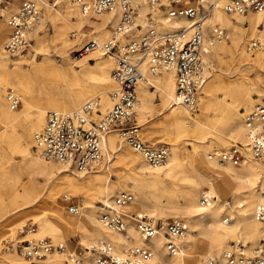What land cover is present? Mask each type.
<instances>
[{
	"label": "bare ground",
	"instance_id": "obj_1",
	"mask_svg": "<svg viewBox=\"0 0 264 264\" xmlns=\"http://www.w3.org/2000/svg\"><path fill=\"white\" fill-rule=\"evenodd\" d=\"M59 1L64 4V9L62 12L54 9L59 16L55 15L53 17L49 11L54 8ZM135 1L141 5L139 17L150 11L147 5L141 4V0ZM46 10L44 21L50 20L54 23L55 37L61 41L63 46L74 43V40H71L68 36L71 28L75 31V35L88 37L91 41L101 42L103 40H100V37L108 32L109 24H112L114 21L116 23V18L109 13L83 15L75 0H55L52 5L48 4ZM231 15L233 14L225 12L221 5H217L203 20L206 39L216 25H220L224 29L228 27L232 33L230 44L223 45L222 43L226 40L217 42L212 47H208L204 55V61L207 66L206 81L201 89L203 91L199 90V94L201 92L204 93L205 86L207 82L210 81L205 96L201 97L198 95L199 103L197 104L200 105V112L207 115L209 113L210 102L212 101V90L217 89V78L212 63L214 59H221L222 54L228 51L238 59V63L241 64L240 66L256 65L264 69V43L261 42L262 39L257 36L261 33L264 37V13L249 11L245 14H234V18L231 17ZM72 17L76 18V23H72ZM153 18L156 19V28L163 32L178 30L183 25H186L188 21L185 18H177L168 21L165 17V12L161 9L153 11ZM40 20L39 23H36L37 28L33 27L31 29L29 36L36 44L41 46L44 40L39 36L38 29L42 26ZM244 23L248 25L244 26ZM5 24L9 32L7 23L5 22ZM86 26L93 28L90 30L91 32L85 29ZM250 37H253V39L249 42L248 46L251 42L255 41L261 42L262 46V48H259L255 53L254 57L248 54L246 55L243 51L244 43L248 41ZM100 56L103 55L97 52L89 54L88 59L97 58L98 60L95 64H90L91 68L82 72L78 82L80 88L74 94L49 97V99H47V106L36 107L30 102L31 95L28 92V100L22 97L24 111H17L15 109L10 110L9 104L8 106L10 109H6L0 104V149L2 148L5 150V148L7 149L15 146L20 154L21 164L24 165V168L28 169V167H32L37 173L46 177L47 202L55 205H57L58 195L63 189L72 191L76 195L81 196L82 199L92 198L97 193L105 197L110 191L120 189V185L110 184L111 179L106 175L104 176L102 173L103 167L106 170L108 169L107 163L111 160V153L118 152L116 159L117 165H124L128 160L134 163V170L138 169V171L135 173L136 176L132 179L134 187L133 194L135 197L125 208L127 229L123 232L111 231L100 225L99 220L92 214L88 217V220L95 224L97 229L91 233L90 237H85L89 245L99 240H105L113 245L115 251L119 254L135 246H148L152 250V257L149 260V264H185L184 258L186 255L183 241L187 236L190 237V231L187 232L184 239L176 243L177 245L179 244L180 247L179 253L175 255L169 253L164 243V238L168 241L165 232L160 231L150 238L144 237L138 229L135 220L131 218L133 213L131 214L129 212L130 209L138 212L139 215H148L152 218L148 213H140L143 209H149L156 215L165 218H167L169 214L183 213L190 215L196 211L199 212L198 214H204L202 227L198 229L200 239L198 241H193L192 251L187 255L188 264H200L197 257L198 247L207 250L219 247L216 252L209 253L202 259L204 264H209L208 261L210 258L218 257L224 250L230 247L231 244L229 247L222 249V247L226 245L229 237L235 235L237 238L232 242L241 240L244 244H247V246L253 247L241 239V237L255 241L262 234L261 228L264 226V221H256L253 215L260 197L259 186L262 181V175L264 176V163L253 160L254 157H252L247 150H244L247 143V135L243 123L244 118L253 111L258 104L264 105V102L258 103L249 111L245 112L242 123L239 122V112L236 111L231 113L228 117L230 125L228 135L219 133L217 129H213V132L209 135L217 144L228 145L230 138H235L241 141L239 142L241 145L234 144L228 149L213 150V152H211V150L207 153V146L199 148L197 144L205 139V136L201 134H204V127L206 125H203L193 118L192 111L195 110V107L170 105L176 95V84L173 72L169 71L153 75L149 73L147 63L144 61L141 64L140 71L145 80L144 82H139L136 87L138 99L135 104V112L138 117L145 119L147 114L152 112L149 106L154 102V97L158 98L159 106L161 107L156 109L155 114L161 122H164L170 127L178 140V143H174L172 151L170 148V160L168 159V162L159 168H152L147 162L141 160L138 156L139 153L136 152L138 154L136 155L134 153L135 151L133 152L130 149L120 150L119 148L122 142L117 139L119 134L115 130H112L105 136L103 158H106L107 163L104 162L103 165L95 166L91 169L94 170L93 173L86 177H84V175L90 170L87 172H78L57 161L46 163V160L44 161L38 154L35 136L43 129L47 122L48 114L45 122V113L47 109L70 112L80 109V105H83L87 101H94L97 99L99 100V108L103 114L109 110L110 104L108 98L111 99L110 94L119 89V85L113 81L110 74V71L116 67V58L114 55H108L106 59H99ZM7 62L8 60L3 57V52L0 48V73L3 75L2 77H6L4 80L6 82L8 81L5 85H9L11 88L15 89L17 85H20V82L16 78V74L7 71ZM16 62L17 65L20 64L19 61ZM84 63L86 65L89 64L87 60H84ZM233 83L234 87H231V89L235 90L238 82L234 81ZM239 84H243L246 89L250 88L252 94L261 98L264 97V81L245 82L243 79ZM148 87H155L154 95H152L153 92H151ZM250 95L251 92L246 91L240 96V100L245 103ZM7 102L9 103L8 99ZM73 107L75 108L69 110ZM24 119L28 121V126L21 128L20 125ZM191 120L196 122L195 127L191 126ZM217 121L218 120H215L214 122L216 123ZM137 125L139 124L137 123ZM188 140L194 145V152L189 156L188 162L186 163L183 158V149L180 148V146ZM233 146L239 148L241 153L245 156L242 162L238 164L221 162L214 156V154L217 155V153L214 152L228 151L233 148ZM33 147L35 151L32 150ZM262 159L264 160V156ZM166 179H172L171 184L167 183ZM201 186L208 187L209 191L207 192L210 195L214 194L218 197H221L224 193H231L233 196H242V200L236 205L239 211L238 216L233 214L229 209L225 216L220 215L223 206L227 204L225 201L221 203L213 201L209 206L201 205L199 201V188ZM176 194L181 195L183 204H178L179 199L175 197ZM202 194L201 192V196ZM42 196V194L35 193L34 190L28 189V201L26 203H28V206H32L38 202ZM254 200L255 204L253 205ZM108 202L109 200L105 201L104 204L107 205ZM81 215L82 214L73 216L79 218ZM152 219L153 222L157 224L154 218ZM230 219L232 220L231 222H229ZM18 223H20V221ZM166 223L162 224L165 225ZM70 229V222L62 216H58L55 219L44 217L39 222L38 235H49L51 237L58 235L61 238L59 243L64 244ZM32 233L33 231H29L28 236L31 237ZM86 241L84 242L86 243ZM165 248L171 256L167 255ZM68 253L74 254L75 251L69 246ZM65 258V254L58 252L54 254L51 253L45 258L46 260L42 261L40 264H67ZM0 264L26 263L17 258L15 253L7 252L1 255ZM70 264L73 263L70 261Z\"/></svg>",
	"mask_w": 264,
	"mask_h": 264
},
{
	"label": "built area",
	"instance_id": "obj_2",
	"mask_svg": "<svg viewBox=\"0 0 264 264\" xmlns=\"http://www.w3.org/2000/svg\"><path fill=\"white\" fill-rule=\"evenodd\" d=\"M41 2V3H40ZM39 0H23L14 13L7 16L9 29L4 51L9 56L24 52L30 46L28 34L42 17L44 2ZM83 15L109 13L116 18L114 28L108 38L101 42L88 40L79 50L78 57H86L91 53L103 56L114 55L116 67L112 72L113 79L119 85L116 92L110 94L113 105L109 112L101 118H95L99 111V100L87 101L80 109L62 112L52 111L43 129L36 134V150L46 161H57L78 172H87L97 166L103 159L105 136L115 130L120 141L139 153L149 166H163L170 155L166 144L151 145L144 141L141 127L137 125L135 104L137 102L136 87L144 82L140 71L145 61L149 73L153 75L173 72L176 84V95L170 105L193 107L198 102L199 90L206 81L207 66L204 55L208 47L227 39L226 29L216 25L207 37L204 35V18L217 5H221L229 14H245L249 11L264 13V0H141L150 8L141 22L140 3L135 0H75ZM6 0H0V15ZM161 9L168 21L185 18L186 25L173 32H163L156 28L153 11ZM143 23V24H142ZM143 25L146 29H143ZM75 36V34H73ZM261 42H251L248 52L258 50ZM7 99L11 109L18 108L19 94L9 90ZM244 129L247 135L245 149L257 159L264 156V105L258 104L244 118ZM221 162L240 163L245 156L237 147L228 151L214 152ZM260 197L254 211V219L264 221V176L259 186ZM133 194L121 191L114 195L107 205L102 204V212L98 215L100 225L114 231L127 229L125 208L133 201ZM69 202L68 211L72 215L82 214L74 198L63 195ZM215 197L207 191L203 192L200 203L209 206ZM228 207L231 200L227 201ZM146 238L160 231L168 237L166 247L171 254H178L179 244L189 231L187 223L171 220L165 225L155 224L148 215H131ZM229 219V218H228ZM231 221V219H230ZM29 231L35 232L32 224L26 221L18 233L21 237L4 242V250L16 251L27 260H43L49 254L58 252L67 254L73 264H149L152 250L148 246H135L119 254L113 245L105 240L91 243L89 246L75 244L74 254L67 253V246L53 243L50 238H26ZM209 264H264V240L253 247L241 240L231 242L229 248L218 257L210 258Z\"/></svg>",
	"mask_w": 264,
	"mask_h": 264
},
{
	"label": "rangeland",
	"instance_id": "obj_3",
	"mask_svg": "<svg viewBox=\"0 0 264 264\" xmlns=\"http://www.w3.org/2000/svg\"><path fill=\"white\" fill-rule=\"evenodd\" d=\"M22 0H6L5 7L2 11V16L0 15V48L3 52V57L8 60L7 62V71L16 74V78L20 82V85H17L15 89L11 88L4 80L6 77H2L3 75L0 73V104L6 109H10L7 102V94L9 90H13L19 94L20 97V104L18 108L15 110L17 111H24V104L22 97L27 98L28 100V92L31 95L30 102L35 105L36 107H45L47 106L48 102L47 99L49 97H55L59 95L65 94H74L79 88L80 85L78 84L79 79L81 78L82 72L88 68H91L90 64H95L98 60L97 58L88 59L86 57H78L76 55V51L79 50L85 43L88 42V37H82L79 35L73 36L75 31L73 28L70 29L68 36L71 40H74V43L67 44L65 46L62 45L61 41L55 37V27L54 23L50 20L44 21V17L46 15V9L48 4L52 5L55 0H39L43 1L45 4L43 6V14L41 17L40 22L42 26L38 29L39 36L44 40L42 45H38L35 41L29 36L30 46L24 52H20L17 55L9 56L4 51V44L8 38V30L6 28V18L12 12H16L18 9V5ZM48 3V4H47ZM61 11L64 9V4L60 1L54 6V8L50 9L51 16H59L56 10ZM145 14L138 17V19L143 22L145 20ZM231 17H235V15H231ZM237 17V16H236ZM72 23H76V18L72 17ZM39 23V22H38ZM143 24V23H142ZM115 25V21L112 24H109L108 32L100 37V40L106 39L112 32ZM247 26V23L243 24ZM37 28V24L34 26ZM87 30H92L93 28L90 26H86ZM143 29H145V25H143ZM226 34L227 39L222 44H230V40L232 38V33L230 32L229 28L226 27ZM31 31V30H30ZM91 32V31H90ZM30 33V32H29ZM259 36L262 40L261 42L264 43V37L259 33ZM253 39L250 37L248 41L244 43L243 51L247 55H251V57L255 56V53L258 50L253 52H248L247 47L249 42ZM259 48H262L259 47ZM108 56H100L99 59H106ZM84 60H87L85 64ZM16 61H19V65H17ZM213 65L215 69V74L217 78L216 86L217 89L212 90V101L210 102L208 115L201 113L199 108L200 105H195V110L193 112V118L206 125L204 127V135L205 139L201 143H197L199 148L202 146H207V153L209 151L213 152V150H222L228 149L234 144H240L238 139L230 138L228 145H221L214 142L213 139L209 136L213 129H217L219 133L228 135L230 130V125L228 121V117L233 112H239L240 120L239 122H243V117L245 112L249 111L258 103L264 102V97H259L257 95L252 94V90L246 89L243 84H239L241 80L244 79L245 82H258L264 81V69L260 68L256 65H246L240 66L241 64L238 63V59L235 58L232 54L228 51L222 54V58L219 60H213ZM116 65V61H115ZM18 66V68H17ZM115 67V66H114ZM114 68L110 71L111 76ZM236 71V72H235ZM76 75V77H75ZM113 79V78H112ZM113 81H115L113 79ZM210 81V80H209ZM207 82L204 93H200L199 96H205L206 91L208 89ZM238 82L236 85V89L232 90L231 87H234L233 82ZM116 82V81H115ZM148 89L153 92L152 95L155 94V87H148ZM203 91V90H201ZM251 92L250 97L244 103L240 100V96H242L245 92ZM198 96V99H199ZM261 98V99H260ZM138 99V96H137ZM154 102L150 104V114H147L145 119L138 117L136 114V121L141 127L142 136L145 142L151 145H159V144H166L169 146V149L174 148V143H178L176 139V135L170 129L168 125L164 122H161L158 117L156 116V109L161 107L159 106V101L157 97H154ZM110 108L112 105V101L108 98ZM167 103V102H166ZM199 103V102H197ZM83 104V103H82ZM82 106V105H80ZM75 107L69 109L72 110ZM79 108V107H77ZM182 108V107H179ZM12 110V109H10ZM108 110V111H109ZM99 116L98 114L95 115V118H100L106 113H102L99 108ZM52 112L51 109H47L45 113V122L47 118V114ZM1 113V112H0ZM136 113V112H135ZM242 113V114H241ZM215 120H218L216 123ZM196 122L191 120V126L195 127ZM28 126V121L23 120L20 127ZM18 127V126H15ZM212 127V128H211ZM118 133V132H117ZM200 135V136H201ZM151 136V137H150ZM209 136V137H208ZM117 139L120 141L119 136ZM121 142V141H120ZM241 145V144H240ZM183 149V158L184 161L187 163L189 156L194 152V145L191 141H186L184 144L180 146ZM120 150L123 149H130L134 152L128 145L122 142V145L119 148ZM35 151L34 147L32 148ZM210 152V153H211ZM35 153V152H34ZM138 155L136 152H134ZM36 154V153H35ZM118 152L111 153L110 162H106V158L98 165H103L104 162L108 164V169L106 170L103 167L102 173L104 176H108L110 180V184H117L120 185V189L110 191L105 197L101 196L99 193L95 194L94 197L82 199L81 196L76 195L70 190L63 189L59 195L57 200V205L47 202L46 198V177L37 173L32 167H28V169L24 168V165L21 164V157L17 151L15 146L10 148H5L3 150L0 149V257L2 254L7 253L4 250V242L11 239L16 240L21 237L18 233V228L28 221V223L32 224L35 228V232L31 234V237L27 236L26 238H50L53 243L57 244L60 242V237L56 235L55 237H51L49 235H38L39 231V222L42 218L48 219H55L58 216L64 217L68 222L71 224L70 232L67 234L65 238V245L67 246V253L68 247H72L74 251H76L75 244L88 246L86 238L90 237L91 233L97 229V226L91 223L88 220V217L93 214L98 219L99 213L102 212V204L110 200L114 195L118 194L121 191H129L133 194V184L132 179L136 176L138 169L134 170V163L130 162L129 160L124 165H117ZM141 160L145 161L144 158L139 154L138 155ZM170 157V156H169ZM170 160V158H168ZM253 160L259 161L264 163V160L256 159ZM45 161V160H44ZM51 162V161H45ZM146 162V161H145ZM168 162V160H167ZM242 162V161H241ZM116 167V168H115ZM94 170H90L87 172L84 177L92 174ZM263 176V175H262ZM31 177V178H30ZM172 179H166V182L171 184ZM28 189L34 190L35 193H40L43 196L33 204L32 206H28ZM200 195L199 201L201 199V192L209 191V188L206 186H201L199 188ZM64 194H69L74 198L77 206L81 209L82 215L79 218H76L68 211V204L69 202H65L63 199ZM215 197L214 201L221 203L225 201L227 203L228 200H231V205L228 207L227 205L223 206L221 216H225L226 212L231 210L233 214L238 216L239 211L236 208V205L239 201L242 200V196L240 195H231V193H224L221 197L217 195L211 194ZM135 197V195L133 194ZM178 198V204H183V200L180 194L175 195ZM224 202V204H225ZM255 204V200L253 205ZM180 207V205H179ZM129 212L132 214H136L138 212L130 210ZM140 213H148L154 218V221L157 223H166L170 222L171 220H182L188 223L190 227V237L187 236L186 239L183 241L184 245V252H185V264H188V254L192 251L193 241H198L200 239V235L198 234V229L202 227L203 223V216L204 214H198L199 212L196 211L190 215L187 214H169L167 218L162 217L160 215H156L153 211L149 209H143ZM139 214V213H138ZM20 221V223H18ZM232 221V220H231ZM229 221V222H231ZM18 223V224H17ZM135 226L134 224H132ZM137 230V228H136ZM138 231V230H137ZM262 234L255 240L252 241L251 239H243L245 242L249 243L251 246L256 245L260 240H264V226L261 228ZM231 235V234H230ZM237 237L236 235L233 237H229L225 247H229L231 242L235 240ZM239 238V237H238ZM97 240V238H96ZM86 241V243L84 242ZM166 239L164 238V243L166 247ZM217 248H212L211 250H207L205 248L198 247V261L200 264H204L203 260L204 257L209 254L216 252ZM166 249V248H165ZM16 254V257L22 260L26 264H40L42 261L46 260H36L31 261L25 259L16 251H9ZM57 252V251H56ZM53 252L52 254L56 253ZM166 253L168 256H171L167 249ZM65 254V253H64ZM65 258V262L70 264L68 260L67 254ZM202 262V263H201Z\"/></svg>",
	"mask_w": 264,
	"mask_h": 264
},
{
	"label": "crops",
	"instance_id": "obj_4",
	"mask_svg": "<svg viewBox=\"0 0 264 264\" xmlns=\"http://www.w3.org/2000/svg\"><path fill=\"white\" fill-rule=\"evenodd\" d=\"M22 1H23V0H22ZM22 1H20V3H19V5H18L17 9L19 8V6H20V4H21ZM14 12H15V11H14ZM14 12H12V13H14ZM9 15H10V14H9Z\"/></svg>",
	"mask_w": 264,
	"mask_h": 264
}]
</instances>
